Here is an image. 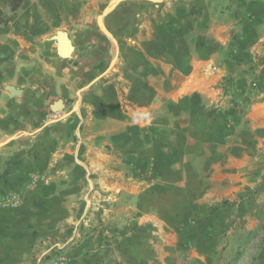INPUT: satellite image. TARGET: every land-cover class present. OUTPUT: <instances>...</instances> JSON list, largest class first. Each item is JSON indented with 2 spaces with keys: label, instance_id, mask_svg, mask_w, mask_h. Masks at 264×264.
<instances>
[{
  "label": "rangeland",
  "instance_id": "obj_1",
  "mask_svg": "<svg viewBox=\"0 0 264 264\" xmlns=\"http://www.w3.org/2000/svg\"><path fill=\"white\" fill-rule=\"evenodd\" d=\"M171 1L185 4L199 24L198 57H149L141 70L146 102L136 107L120 86L130 123L99 119L92 88L79 97V130L58 147L70 158L51 159L71 161V211L58 238L39 240L45 264L66 256L69 264H207L202 256L212 249L219 253L213 264H257L264 247V0ZM210 23L219 41L214 57L205 51ZM218 24L231 25L228 40ZM45 138L36 140L44 150ZM9 156L1 162H13Z\"/></svg>",
  "mask_w": 264,
  "mask_h": 264
},
{
  "label": "crops",
  "instance_id": "obj_2",
  "mask_svg": "<svg viewBox=\"0 0 264 264\" xmlns=\"http://www.w3.org/2000/svg\"><path fill=\"white\" fill-rule=\"evenodd\" d=\"M170 3L25 0L10 12L8 23H0V264H45L47 248L39 240L51 237L54 241L60 234L59 223L69 219L71 161L56 165L51 159L70 158L58 147L79 130L75 113L79 97L92 88L96 107L90 106L96 108L99 119L119 116L130 123L120 86L133 105L144 104L141 70L149 57H198V46L203 43L199 24L186 12L185 4ZM218 27L222 40H228L231 25ZM214 28L213 23L207 28L212 32L205 42L207 57L215 56ZM61 31L68 33L74 45L67 57L58 53ZM115 57L122 58L117 71H110ZM10 86L19 93L12 95ZM60 98L65 107L55 113L51 106ZM43 134L49 143L46 150L36 144ZM50 144L56 145L50 149ZM8 156L13 162H1ZM23 156L21 163L18 159ZM218 255L212 249L202 257L213 264ZM256 260L264 264L263 246ZM50 262L69 264V258L54 257Z\"/></svg>",
  "mask_w": 264,
  "mask_h": 264
},
{
  "label": "water",
  "instance_id": "obj_3",
  "mask_svg": "<svg viewBox=\"0 0 264 264\" xmlns=\"http://www.w3.org/2000/svg\"><path fill=\"white\" fill-rule=\"evenodd\" d=\"M59 46H58V53L62 57H67L71 55V53L74 50V45L72 43L71 38L69 37L68 33L66 31H61L59 35ZM8 89L11 91L12 95H15L19 93L18 90H16L14 87L10 86ZM65 107L64 100L62 98L56 100L51 108L55 113L61 112Z\"/></svg>",
  "mask_w": 264,
  "mask_h": 264
},
{
  "label": "trees",
  "instance_id": "obj_4",
  "mask_svg": "<svg viewBox=\"0 0 264 264\" xmlns=\"http://www.w3.org/2000/svg\"><path fill=\"white\" fill-rule=\"evenodd\" d=\"M25 0H0V23L10 21V12L18 10Z\"/></svg>",
  "mask_w": 264,
  "mask_h": 264
}]
</instances>
